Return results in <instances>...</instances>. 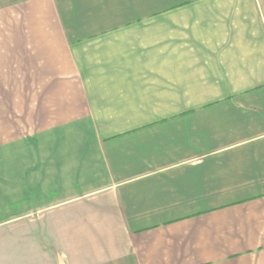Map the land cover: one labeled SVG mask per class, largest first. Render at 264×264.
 <instances>
[{"label":"crops","instance_id":"obj_1","mask_svg":"<svg viewBox=\"0 0 264 264\" xmlns=\"http://www.w3.org/2000/svg\"><path fill=\"white\" fill-rule=\"evenodd\" d=\"M0 19V264H264V0Z\"/></svg>","mask_w":264,"mask_h":264},{"label":"rangeland","instance_id":"obj_2","mask_svg":"<svg viewBox=\"0 0 264 264\" xmlns=\"http://www.w3.org/2000/svg\"><path fill=\"white\" fill-rule=\"evenodd\" d=\"M2 20L0 19V43H6L7 40H9V37L7 35H1L2 33L6 32L5 31V28L7 26H5V23L4 25L2 24ZM1 79V78H0ZM9 88H11V85L9 84H3V83H0V91H9Z\"/></svg>","mask_w":264,"mask_h":264}]
</instances>
